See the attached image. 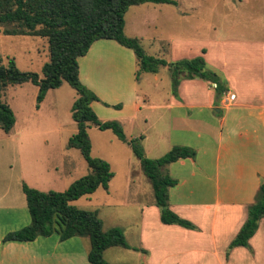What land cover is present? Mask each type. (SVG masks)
<instances>
[{"label":"crops","instance_id":"crops-1","mask_svg":"<svg viewBox=\"0 0 264 264\" xmlns=\"http://www.w3.org/2000/svg\"><path fill=\"white\" fill-rule=\"evenodd\" d=\"M183 42L187 43L188 39ZM202 48L198 53L206 62L208 51ZM176 59L190 57L186 58L181 53ZM78 67L81 83L101 102L105 96L112 97L114 103L123 101L124 106L118 109L119 116L115 118L99 116L95 110L98 109L95 108L97 102H93L91 107L102 121L117 120L125 133L129 130L131 134L126 136L128 140L140 138L146 157L145 145L150 137L147 131L151 128H154L156 136L152 150L166 142L162 144L166 151L174 146H182L192 148L196 153L192 159H180L165 168V172L177 181V185L168 190L169 208L195 225L196 230L162 224L159 209L154 202H146L139 186L132 200L124 197L125 205L138 207V216L131 223L136 229L134 235L138 244H129L124 232L130 249L113 248H121L125 252L123 256L137 258L139 264H264V218L259 221L248 247H235L228 251L229 244L246 222L248 209L255 203L257 193L264 184V81L261 75H239L238 82L232 81L230 74L227 78H221L226 90L220 96L221 104L218 105L219 101L215 102L214 91L209 88L208 82L199 78L181 80L177 96L171 93L167 126L160 129L158 124L161 117L157 120H152V117L157 110L165 107L155 106L149 99L147 85L141 88L143 81L141 74L136 79L138 67L132 50L115 41L99 40L92 44L84 57L78 59ZM221 67V72L226 73L227 69ZM161 69L152 74L150 82L151 85L155 83L157 88L162 81ZM199 85L205 86L210 96L206 101L192 103L194 88ZM245 92L254 95L251 103L245 102ZM227 94H234L235 101L226 103ZM110 105L114 107L116 104ZM202 109L210 115H193L194 110H200V114ZM24 133L25 128L16 135L20 143L25 139L22 136ZM123 144L131 151L127 144ZM65 166L62 161L61 169ZM55 171L58 169L55 168ZM207 176L208 179L214 177V195L207 187L182 189L186 184L194 180L200 182ZM115 178L114 174L105 190L107 193L111 192L110 185ZM124 183L125 189L136 184L130 179L128 171L122 176V188ZM23 223L27 225V219ZM6 225L10 227L0 232V264H89L90 243L81 237L60 241L57 235H52L27 243H3L6 234L25 227L11 223ZM110 249L104 251L103 257Z\"/></svg>","mask_w":264,"mask_h":264},{"label":"rangeland","instance_id":"rangeland-1","mask_svg":"<svg viewBox=\"0 0 264 264\" xmlns=\"http://www.w3.org/2000/svg\"><path fill=\"white\" fill-rule=\"evenodd\" d=\"M170 1L175 4L145 3L130 7L125 14V35L138 39L147 55L169 62L184 60L176 59L181 53L190 59L202 57L198 51L203 47L208 51L207 68L222 79L230 74L229 78L238 82L239 75L247 77L256 73L260 74L264 81V0ZM10 28L8 25H0L1 64L8 66L12 60L22 72H34L41 77L42 67L49 60L47 39L4 36V31ZM186 38L188 42L184 43ZM221 66L227 69L226 73L221 72ZM161 71L162 81L159 88L154 86L155 83L150 84L152 74L141 72V88L144 89L147 85L149 99L155 106L165 107L157 110L152 117V120L161 117L158 128L163 129L168 123L172 87L168 68H162ZM209 88L214 91L211 84ZM37 93L36 86L26 83L21 86H9L1 95V100L12 109L16 124L8 134L0 129V232L10 227L6 224H20L19 226L25 227L30 224L22 184L45 193L64 192L73 182L89 173L79 151L67 148L69 139L77 131L71 117L72 100L77 98L76 92L64 83L61 88L50 90L46 94L40 108L36 101ZM213 93L215 97V91ZM193 94L195 96L191 99L192 103L203 102L208 100L210 91L199 85L194 88ZM244 96L245 102L248 103H251L254 97L246 92ZM122 102L114 103L112 97L105 96L104 101L100 100L95 104V108L98 107L95 110L102 118H115L119 116L118 109L124 106ZM110 104H116L118 108ZM218 104H221V100ZM126 111L125 107L124 113ZM199 111L194 110L193 115H210L203 109L200 114ZM98 119L101 120L99 117ZM24 128L26 133L22 136L25 139L20 143L16 135ZM154 131V128L147 131L150 137L145 146L149 159L161 158L168 152L162 145L166 142H162L158 149L152 150L156 144ZM130 134L129 130L125 133L126 136ZM88 135L92 145V157L106 161L116 178L110 185V193L100 188L73 205L80 210L97 211L103 231L119 228L125 232L128 243L137 246V236L134 235L136 229L131 223L135 222L138 216V207L125 205L124 197L128 196L132 200L140 186L146 202L152 203L154 197L151 184L141 171L139 161L111 132L90 126ZM62 161L66 166L61 169ZM55 168L58 171H55ZM126 171L136 183L127 189L125 183L122 188V176ZM214 183V177L208 179L207 176L200 179V182L194 180L181 187L183 190L207 187L214 195ZM24 219H27V225H24ZM81 239L89 241L87 237ZM123 253L125 252L121 248H112L105 254L104 260L116 264H139L137 258L123 256Z\"/></svg>","mask_w":264,"mask_h":264},{"label":"trees","instance_id":"trees-1","mask_svg":"<svg viewBox=\"0 0 264 264\" xmlns=\"http://www.w3.org/2000/svg\"><path fill=\"white\" fill-rule=\"evenodd\" d=\"M145 3L175 4L170 0H0V25L11 27L3 35L45 38L49 53L41 77L34 72H22L12 60L8 66H3L0 61V129L8 134L16 122L10 106L1 100L7 87L33 84L38 88L36 101L39 106L48 91L57 90L63 83H67L77 94L71 106V117L77 131L69 139L67 148L79 151L89 169L86 176L73 182L64 192L45 193L22 184L30 224L6 234L3 243H27L54 234L60 241L87 237L90 243L87 256L89 264H110L103 257L104 251L109 248L130 249L119 228L102 230L97 211L80 210L72 205L99 188L107 190L114 176L106 161L91 155L92 145L88 135L90 126L111 132L120 142L130 147L151 184L154 204L160 211L162 224L196 230L190 221L170 210L168 190L175 187L177 181L165 172L167 166L180 159L194 158L195 151L189 147L174 146L161 158H147L140 140H128L118 121L103 122L98 119L91 104L100 100L79 78L78 59L84 57L96 41L111 40L133 51L138 67L136 79L141 72L156 74L166 67L171 77L173 95L177 96L181 80L199 78L209 84H216L214 98L215 102L219 101L226 88L221 77L207 68L203 57L169 63L147 55L138 39L125 35L126 12L130 7ZM263 218L264 184L257 193L255 203L248 209L246 222L229 244L228 251L235 247H248V241L256 233L258 223Z\"/></svg>","mask_w":264,"mask_h":264},{"label":"built area","instance_id":"built-area-1","mask_svg":"<svg viewBox=\"0 0 264 264\" xmlns=\"http://www.w3.org/2000/svg\"><path fill=\"white\" fill-rule=\"evenodd\" d=\"M211 86L215 89L216 88V84H211ZM235 95L234 94H227L226 96V103H232L233 101H235Z\"/></svg>","mask_w":264,"mask_h":264},{"label":"water","instance_id":"water-1","mask_svg":"<svg viewBox=\"0 0 264 264\" xmlns=\"http://www.w3.org/2000/svg\"><path fill=\"white\" fill-rule=\"evenodd\" d=\"M261 181H262V179H261Z\"/></svg>","mask_w":264,"mask_h":264}]
</instances>
